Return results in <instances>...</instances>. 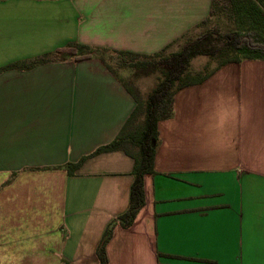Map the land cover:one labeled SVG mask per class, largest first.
Listing matches in <instances>:
<instances>
[{
    "label": "crops",
    "instance_id": "obj_1",
    "mask_svg": "<svg viewBox=\"0 0 264 264\" xmlns=\"http://www.w3.org/2000/svg\"><path fill=\"white\" fill-rule=\"evenodd\" d=\"M212 1L0 0V264H99L134 180L122 151L67 171L136 107L101 60L8 66L71 44L152 55ZM173 108L158 126L145 206L130 228L115 225L109 264H264V61L226 64L179 90Z\"/></svg>",
    "mask_w": 264,
    "mask_h": 264
},
{
    "label": "trees",
    "instance_id": "obj_2",
    "mask_svg": "<svg viewBox=\"0 0 264 264\" xmlns=\"http://www.w3.org/2000/svg\"><path fill=\"white\" fill-rule=\"evenodd\" d=\"M228 13H242L247 19L244 24L251 25L252 29L222 32L215 24L201 35H193L190 30L171 46L152 55L71 44L35 60L8 66L30 69L49 61L97 58L119 78L136 102L135 110L113 141L99 147L77 163L67 165L69 175H73L86 159L101 153L122 151L134 159L130 205L124 214L107 226L96 250L99 264H109L106 246L115 225L130 228L145 206V176L156 174L155 157L161 142L158 126L161 121L173 117L176 93L185 87L203 83L226 64H240L246 60L264 61V0H213L210 15L195 26V29L207 26L214 18ZM180 41H183L180 50L169 51L172 45ZM199 56L216 59L217 65L213 69L205 66L203 71L195 75L189 74L193 59ZM112 64L131 70L137 79L158 73V82L143 97L136 86L127 83L118 75Z\"/></svg>",
    "mask_w": 264,
    "mask_h": 264
},
{
    "label": "rangeland",
    "instance_id": "obj_3",
    "mask_svg": "<svg viewBox=\"0 0 264 264\" xmlns=\"http://www.w3.org/2000/svg\"><path fill=\"white\" fill-rule=\"evenodd\" d=\"M261 4V1L259 2ZM242 14V13H241ZM236 13L222 14L217 18L211 20V22L204 27L192 29L193 35H201L207 29L212 28L217 24L222 32H230L234 30L238 31H249L252 29L251 25L244 24L247 21L246 17ZM245 14V13H243ZM183 41L176 43L169 51H178L181 49ZM217 65V60L209 58L207 56H199L192 61L189 74L195 75L200 71H203L205 66H208L209 69H213ZM112 66L117 71L118 75L125 80L127 83L136 86L141 93L146 94L156 85L158 82V73H154L150 76L135 78L131 70L126 68H119L117 65L112 64Z\"/></svg>",
    "mask_w": 264,
    "mask_h": 264
}]
</instances>
